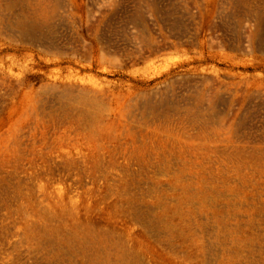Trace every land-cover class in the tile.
<instances>
[{"label": "rangeland", "instance_id": "1", "mask_svg": "<svg viewBox=\"0 0 264 264\" xmlns=\"http://www.w3.org/2000/svg\"><path fill=\"white\" fill-rule=\"evenodd\" d=\"M0 264H264V0H0Z\"/></svg>", "mask_w": 264, "mask_h": 264}, {"label": "bare ground", "instance_id": "2", "mask_svg": "<svg viewBox=\"0 0 264 264\" xmlns=\"http://www.w3.org/2000/svg\"><path fill=\"white\" fill-rule=\"evenodd\" d=\"M27 1V0H26ZM13 2V1H12ZM40 2V1H39ZM42 3H43V1H42ZM32 4V3H31ZM36 4V3H35ZM29 6V5H28ZM31 7V6H30ZM38 7V6H37ZM35 8V7H34ZM38 9V8H37ZM36 9V10H37ZM38 10H40V9H38ZM33 12V11H32ZM36 12V11H35ZM46 12V11H45ZM41 13V12H40ZM35 14V13H34ZM36 15V14H35ZM23 16V15H22ZM32 20V19H31ZM46 21V20H45ZM45 26V25H44Z\"/></svg>", "mask_w": 264, "mask_h": 264}]
</instances>
